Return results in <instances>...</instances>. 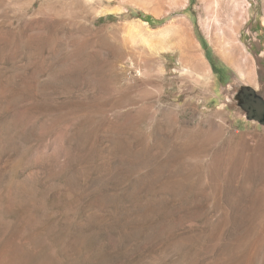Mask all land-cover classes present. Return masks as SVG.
Here are the masks:
<instances>
[{"label": "rangeland", "instance_id": "374dc122", "mask_svg": "<svg viewBox=\"0 0 264 264\" xmlns=\"http://www.w3.org/2000/svg\"><path fill=\"white\" fill-rule=\"evenodd\" d=\"M243 86L264 0H0V264H264Z\"/></svg>", "mask_w": 264, "mask_h": 264}, {"label": "flooded vegetation", "instance_id": "af4514ba", "mask_svg": "<svg viewBox=\"0 0 264 264\" xmlns=\"http://www.w3.org/2000/svg\"><path fill=\"white\" fill-rule=\"evenodd\" d=\"M239 105L244 107L249 118L264 123V98L254 94L249 86H243L237 93Z\"/></svg>", "mask_w": 264, "mask_h": 264}, {"label": "bare ground", "instance_id": "6f19581e", "mask_svg": "<svg viewBox=\"0 0 264 264\" xmlns=\"http://www.w3.org/2000/svg\"><path fill=\"white\" fill-rule=\"evenodd\" d=\"M114 10H116V8L115 7H104V8H101L100 10H99V12L100 13H105V12H112V11H114ZM143 25H145V26H147V22H145V21H141V20H134V21H132L131 23H130V29L132 30V29H136V30H138L139 29V27H143ZM168 29V28H167ZM173 29H174V31H175V33H177L178 35H179V38L180 39H182V40H184V37H183V35L181 34V32L179 31V29H178V26L177 25H174L173 26ZM143 30H144V27H143ZM143 30H139L140 31V33H142V32H144ZM151 30V29H150ZM162 30V29H161ZM142 31V32H141ZM146 31V30H145ZM153 31V30H152ZM154 31H156V30H154ZM146 32H150V31H146ZM133 33V32H132ZM137 33H139L138 31H137ZM139 33V34H140ZM152 33V32H151ZM157 34H159V35H157V37L158 38H160V39H163V36L165 35L164 34V32L162 33L160 30H157V32H156ZM155 33V34H156ZM134 34V33H133ZM136 34V33H135ZM145 34V33H144ZM144 34H142V36L144 37ZM137 35V34H136ZM135 35V36H136ZM153 34H150V36L151 37H156V36H152ZM142 36H141V38H142ZM145 37H146V34H145ZM150 38V37H149ZM154 39V38H153ZM148 40V39H147ZM151 40V39H150ZM144 41H146L145 39H144ZM136 45V44H135ZM170 49V48H169ZM168 51H171L172 53H173V55H174V53H178V49H170V50H168ZM193 54V53H192ZM190 55V53H189V55H190V61H191V63H192V66H194L195 67V69L198 67V66H201V68L204 70V64H203V62L201 61V59H200V57L199 56H197V54H193V55ZM235 55V54H234ZM233 55V56H234ZM235 59V58H234ZM202 71V70H201ZM205 71V70H204ZM204 71H203V73H204ZM232 88L230 87V88H227V90L229 91V92H231L232 90H231ZM237 93V92H236ZM236 98V94L234 93L233 94V98Z\"/></svg>", "mask_w": 264, "mask_h": 264}, {"label": "trees", "instance_id": "16d2710c", "mask_svg": "<svg viewBox=\"0 0 264 264\" xmlns=\"http://www.w3.org/2000/svg\"><path fill=\"white\" fill-rule=\"evenodd\" d=\"M143 18H144V21L149 22V23H153V22L156 21V20L153 19L152 17H148V16H143Z\"/></svg>", "mask_w": 264, "mask_h": 264}]
</instances>
